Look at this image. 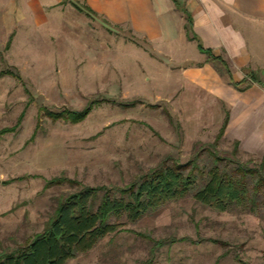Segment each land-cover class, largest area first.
<instances>
[{"label":"rangeland","instance_id":"1","mask_svg":"<svg viewBox=\"0 0 264 264\" xmlns=\"http://www.w3.org/2000/svg\"><path fill=\"white\" fill-rule=\"evenodd\" d=\"M73 3L82 6L0 0V257L40 234L68 194L94 189L97 205L166 167H182L196 191L209 168L236 176L264 154L218 139L229 106L184 76L205 62L226 83L219 64L156 47ZM69 112L85 115L57 117ZM192 195L119 220L66 264H264L262 197L256 213H217Z\"/></svg>","mask_w":264,"mask_h":264},{"label":"crops","instance_id":"2","mask_svg":"<svg viewBox=\"0 0 264 264\" xmlns=\"http://www.w3.org/2000/svg\"><path fill=\"white\" fill-rule=\"evenodd\" d=\"M80 1L156 47L224 61L238 87L227 77L224 83L205 62L184 76L229 106L222 120L227 116L225 138L264 152V0Z\"/></svg>","mask_w":264,"mask_h":264},{"label":"trees","instance_id":"3","mask_svg":"<svg viewBox=\"0 0 264 264\" xmlns=\"http://www.w3.org/2000/svg\"><path fill=\"white\" fill-rule=\"evenodd\" d=\"M71 6L89 19L96 17L86 6L74 3ZM187 22L189 24L188 19ZM199 51L203 53L201 48ZM209 59L219 64L221 71H218L227 77L230 85L238 87V84L232 82L224 61L212 57ZM65 115L57 117H66L77 123L83 119L85 112H69ZM226 123L227 116L218 131V139L223 137ZM235 172L236 176H231L213 166L205 174V183L195 191L194 178L185 173L182 167H166L132 185L120 198L104 195L97 205L94 203V189L84 188L68 194L57 203L43 231L34 236L24 248L1 256L0 264H66L116 233L121 227L119 220L136 222L149 211L181 200L191 193L195 202L217 213H226L232 209L256 213L259 197L264 201V156L257 167L238 166ZM64 182L76 185L70 180Z\"/></svg>","mask_w":264,"mask_h":264}]
</instances>
